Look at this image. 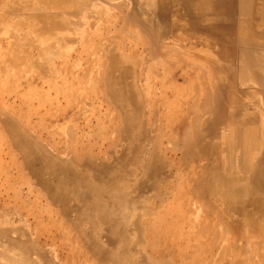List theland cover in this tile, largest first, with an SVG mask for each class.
<instances>
[{"label": "bare ground", "instance_id": "obj_1", "mask_svg": "<svg viewBox=\"0 0 264 264\" xmlns=\"http://www.w3.org/2000/svg\"><path fill=\"white\" fill-rule=\"evenodd\" d=\"M7 2L23 3L22 0H0V6L6 7ZM66 2L77 13L86 6L89 9L91 4L85 5L82 0ZM141 4L149 8V15H153L158 5L156 0H142ZM159 5L164 23L169 17L178 16L173 28L194 33H222L226 36L227 46L233 49L236 46L232 37H227L233 30L231 23L228 24L231 18H227L232 16L233 9L238 8L243 25L247 28L253 23L250 17L264 16V0H237L236 4L233 0H160ZM174 6L183 8L192 18L188 26L179 17L180 8L176 10ZM259 6L261 11L254 15V9ZM18 11L28 14L21 15L22 18L12 26L10 32L15 39L21 34L30 40L31 46L25 49H39L37 51L43 54V49L50 47L47 42L55 48L61 45L63 48L71 47V39H59L67 36H60L64 34L60 24L69 15L46 14L37 4L31 6L29 3ZM36 14L43 15L39 19ZM7 15L4 12L1 17ZM203 17L208 25L202 24ZM132 19L140 22L136 14ZM163 29L161 35L166 37L169 29L166 26ZM248 32V39L264 37V31L253 29ZM45 34L50 38L44 40ZM133 49L135 46L122 57L116 54L117 48L110 49L104 57L108 71L104 70L105 74L99 80L102 83L101 92L106 93V97L97 100L101 107L107 104L114 122H119L118 125L112 124V132L117 138L120 137L112 140L108 147L103 146L102 149L100 145L97 153H93L91 148L82 151V154H76L74 150L71 153L65 151L63 155L68 160L62 163L50 159L52 156H44L35 144L37 147L34 145V151L39 154L36 158L42 165L32 167V170L34 164L30 163L35 156L30 153L31 142L26 141L25 135L21 137L8 121H3L5 132L12 136V139L9 136V142L20 151L24 165L30 169L27 170L33 171L32 178L46 193L48 203L66 206L68 211L73 210L77 215L75 219L64 222L65 232L74 229L79 234L68 236L69 244L76 248L64 261L80 264H225L227 259L228 264H264V125L259 121L260 114L264 113V93L258 91L249 97L253 101L248 105V99L245 101L242 96L244 93L240 95L233 86L231 79L234 70L231 75L232 70L217 66L216 61L212 60L207 62L210 69L205 72L210 80L209 85L203 84L208 87L202 88L198 80L203 79L204 72H199L196 63L187 64L184 56L174 60L169 56L168 49H161L165 59L162 67L165 74L172 78L168 80L163 74L164 81H159V78V82L155 83L154 80L144 81L142 73L139 82L138 70L142 61ZM254 52L258 54L259 51ZM47 54L50 55L49 52ZM250 55L254 54L250 52ZM240 56L244 65L242 72L245 73L246 63L251 64L252 58L248 54ZM129 57H138V61L132 60L131 68L127 67ZM114 72H119L120 76L116 78ZM127 77H133V82L128 86L125 84ZM179 80H182V84H179ZM139 84L144 87V95ZM258 84L264 87L263 82ZM170 93L176 94L174 100L184 103L182 108L178 102L177 107L170 103ZM184 93L190 95L186 100L181 97ZM68 98L64 100L70 104L73 100ZM52 103L61 105L59 98ZM172 110V114H164V111ZM60 113L59 116L57 113L49 116L53 123L57 121L54 125L56 130L71 133L70 145L73 146V139L80 134L81 128L77 132L75 127H71L73 125L68 126L73 118L59 124ZM163 119L167 120L166 124ZM165 127L170 131L164 132ZM57 155L60 156V152ZM32 156L33 160L29 162ZM71 203H75V206H71ZM17 233L14 228L0 227V238L6 240L10 250L22 251L20 257L9 256L7 264H57L48 260L52 256H60L63 261L61 252L68 245H56L54 239H47L50 243L46 241V244L37 242V245L35 240L21 241L14 237ZM38 236L45 235L39 232Z\"/></svg>", "mask_w": 264, "mask_h": 264}, {"label": "rangeland", "instance_id": "obj_2", "mask_svg": "<svg viewBox=\"0 0 264 264\" xmlns=\"http://www.w3.org/2000/svg\"><path fill=\"white\" fill-rule=\"evenodd\" d=\"M82 1L85 5H87L89 2L91 4L89 5V9L88 6H86L82 12L78 13L76 11H72L71 6L66 2V0H22L23 3L20 4L7 2L5 4L6 7L0 6V17L2 16V13H8L5 18H0V227L7 226L9 228L18 229L20 233H22V238H25L29 241L35 240L37 245V242H39V244H46V241H48L47 239L56 240V245H60L62 243L68 245L61 252L63 253L61 254L63 256V261H61L60 256L58 258L57 256L56 258L53 256L52 258L50 257V259L48 258V260L51 262L56 261L57 264H80V262L76 261H64V259H67L69 256L70 251L76 248V246L69 244L68 236H70V234H72V236L75 234L79 235L78 231L74 229L68 233L65 232L64 222H69V219H75L77 215L73 210L69 209L70 211H68L66 206H61V208L57 204L50 205L48 203L47 200L49 199L46 196V193L40 188V186L37 184V181L32 178L33 176L31 172L33 171H28L30 169L27 168L28 166L24 165V159L21 157L22 155L20 156L19 154L20 151L13 148L9 142L12 139V136L5 132L3 121H8L9 125L12 128L15 127L14 129L17 130L21 137L22 135H25L27 138L26 141L31 142L30 153L32 152L33 154H31L35 156V160H33V156L32 159H30L31 156H28L30 157V160L28 159L29 162L33 160L30 164L35 165L31 166V168L42 165L39 164L40 162H38L39 158H36L39 156V154L37 155L36 151H34L35 147L37 146L38 150L41 151L44 156H52L50 159H57V161L60 160L62 163L68 160V157L63 155L65 151H69L71 153V151L74 150L76 154H82V151H87L89 148H91L93 153H97L100 149V145L102 146V149L103 146L108 147L110 142L112 140L115 141L117 138V135L114 133V131L112 132V128L113 125H118L119 122H114L110 112H108L107 104H103L101 107V104L97 99L103 100L104 96L106 97V93L104 94L101 92L102 83L100 81L103 77V74H105V71H108L106 68L107 64L105 65L106 58L104 59V57L107 51L115 48L118 49L116 50V54L122 57L124 53L129 54L128 51H131L135 46L133 51L139 55L140 61H142V63L140 62L141 65L139 66L138 70L139 82H141L142 73L144 81L154 80L153 82L155 83L164 81L163 74H165V70H163L162 64L165 59L163 58L161 49H168L170 51L169 56H171L174 60L184 56L183 58H185L187 64L196 63L199 72H204L203 79H205V77L206 79L198 80L202 88L208 87L204 86L203 84L209 85L210 80L207 78L206 73L210 67L207 66V62L212 60L216 61L217 66L232 70L231 75L234 70V75L231 79L233 86L240 95L244 93L242 96L244 97L245 101H247L249 97L256 94L258 91L264 93V87H261L258 84V82L264 83V53L262 52L264 51V46H262L264 44V37H249L248 39V34L250 33L248 31H251L256 24H259L261 29L264 31V21L250 23L251 26H248L247 28V26L243 25L241 19L242 17L238 8H234L232 16H227L228 20L231 18L228 24L231 23L230 25H232L233 30L236 31L235 32L232 30V33L229 34L230 36H227L232 37V40L237 47L233 49V47L227 46L228 42L225 39L226 36H224L222 33H194V31L191 32V30L182 31L173 28L172 26L173 24L175 25V21L177 20L178 16L173 18L169 17V22L167 21L164 23V20L160 14V0H156L158 5L153 12V15H149V13H147L149 8L145 4H141L142 0H138L140 4L138 2L135 3L133 0ZM27 3H29L31 6L37 4V6L42 8L46 14L54 15L64 13L67 14V16L69 15L65 22L62 21L60 24L61 28H64V30L61 31L64 34L60 36L66 34L67 36L59 39H71L72 45L69 47L72 49H68V47L63 48L62 45L55 48L54 45L50 44V42H47L50 47H45L46 49H43L44 51L42 54V51L41 53L37 51L39 49H25V47L31 46V42L30 40H26L24 37H22L21 34L18 35V39L17 36L16 39L15 37L13 38L10 30H12V26L19 22L20 18H22L20 17L21 15L26 16V14H28L26 11H18ZM233 3L236 4L237 0H233ZM170 7L173 8V6ZM178 7L175 8L176 10L179 8L181 10V12H179V17L183 21V24L188 26V23L192 18H190V16L184 12L185 10L183 8ZM135 14L140 19V22H136L132 19ZM42 15L43 14H36V17L40 19ZM38 18H35V20L36 22L40 23ZM69 20L72 24L69 22ZM201 21L205 22L202 24L208 25L205 17H203ZM154 22L158 25L156 26ZM153 23L155 24L154 26ZM165 26L167 27V30L169 29L168 33L170 35L167 34L166 37H162L161 32L164 30L163 28H165ZM43 37L45 40L48 36L45 34ZM48 38H50V36ZM246 40L249 42H246L247 45L245 46ZM219 41H221L220 44H218ZM17 44L18 46H16ZM25 44L26 46H24ZM48 44L47 46H49ZM114 46L116 47L114 48ZM178 46L179 48H174ZM249 46L250 48H248ZM191 48L192 50H190ZM177 50L179 52H177ZM197 50L199 53L195 54ZM254 51H259V55ZM48 52L50 55L47 54ZM174 52H177V55ZM186 52L191 54L189 55L190 57L187 56ZM239 52L241 55L248 54L249 57L252 58L250 59L252 61L251 64L248 62V64L246 63L245 73L242 72L244 65L242 62V56H240ZM250 52H252L254 55H250ZM148 57H150V59ZM137 58L138 57H136V59L129 57V60L127 59V67L131 68L133 62L138 61ZM225 65L229 68L225 67ZM232 65L234 66L231 67ZM199 66H201V69L204 68L205 70H201ZM114 73L116 74V78L120 76L119 72ZM75 76L79 77L80 79L74 78ZM115 76L113 74V77ZM166 77L168 80L172 78L171 75H166ZM132 78H126L127 80L125 84H127V86L133 82ZM158 79L159 81H157ZM128 80L130 82H128ZM81 82L82 85L80 84ZM179 84H182V80H179ZM139 87L144 95L143 85L139 84ZM18 90L20 91L18 92ZM178 91L180 92V90ZM189 96L190 95L187 93H184L183 96L181 94V97L185 100L189 98ZM2 97H4L5 100ZM68 97H71L73 100L70 102V104L64 100ZM175 97L176 94L174 93H170L168 95L170 103L176 104L177 107L178 102L179 107L182 108L184 103L177 99L174 100ZM55 98H59L61 105L52 103ZM144 100L145 99H143V101ZM93 101L94 105H92ZM249 101L250 100L248 99V105L249 103H252L253 100L250 102ZM181 103L182 105L180 106ZM56 105L58 108H56ZM171 112H173V110L170 112L164 111V114L170 115L172 114ZM54 113H57L58 116L60 113L61 120L58 118L60 120H58L59 124L68 121V119L70 120V118H73V121L68 124V126L73 125L71 127H75L77 132L79 128H81L80 134L76 136L75 139H73V146L70 145L71 133L67 132V130L60 131L59 129L56 130V128H54V125L57 124V121L53 123L49 116ZM259 121L262 125H264V113L260 114ZM166 122L167 120L163 119V123L166 124ZM107 128L109 129L107 130ZM168 131L170 130L165 127L164 132ZM72 133L76 134L75 132ZM117 139H120V137ZM46 152L48 153L46 154ZM58 152H60V156L57 155ZM92 178L95 179L94 175H92ZM5 205H7V207H4ZM71 206H75V203H71ZM63 211L67 212L64 213ZM63 214L65 216H63ZM39 232H42L45 236L39 237ZM48 243H50V241H48ZM6 248V240L0 238V251ZM77 248L80 247L77 245ZM43 250L44 249H42V251ZM17 251L14 249L16 254L22 255V251L19 249H17ZM43 252L46 253L45 250ZM33 258L36 259L34 256ZM228 263L230 262L226 259L225 264ZM41 264L43 263L41 262Z\"/></svg>", "mask_w": 264, "mask_h": 264}, {"label": "crops", "instance_id": "obj_3", "mask_svg": "<svg viewBox=\"0 0 264 264\" xmlns=\"http://www.w3.org/2000/svg\"><path fill=\"white\" fill-rule=\"evenodd\" d=\"M260 8H261V6L257 7V9H254V15L258 14L257 11H261ZM255 17H253V16L250 17V21H253L256 23H258L260 21H264V16H261L259 18H257L258 16H255ZM253 29H254V31H258V32L263 31V29H261V26L259 24H256ZM7 228L13 229V228H9V227H7ZM15 230H17L18 233L16 234L17 236L14 235V237L18 238L21 241H24L25 238H22V233H19L20 231L18 229H15ZM0 256H2V258H0V264H7V262H8L7 259H9L8 258L9 256H21V255L20 254L18 255L13 250H10L9 246L7 245L6 249L0 251Z\"/></svg>", "mask_w": 264, "mask_h": 264}]
</instances>
